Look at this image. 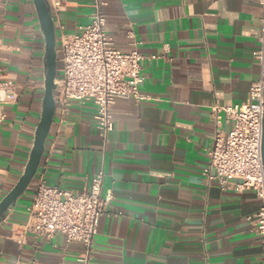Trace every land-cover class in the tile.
<instances>
[{"label": "crops", "instance_id": "obj_1", "mask_svg": "<svg viewBox=\"0 0 264 264\" xmlns=\"http://www.w3.org/2000/svg\"><path fill=\"white\" fill-rule=\"evenodd\" d=\"M95 2L112 46L144 56L145 99L116 101L106 140L94 104L74 100L63 111L55 103L38 170L0 222V264H79L83 244L60 233L35 246L26 208L38 178L77 193L98 172L102 195L111 190L113 200L89 264H264L261 200L222 192L203 175L215 130L210 107L247 103L262 78V0H63L61 12L51 9L57 45L89 22ZM0 69L17 93L0 126L1 200L24 171L41 117L45 42L33 0H0Z\"/></svg>", "mask_w": 264, "mask_h": 264}, {"label": "built area", "instance_id": "obj_2", "mask_svg": "<svg viewBox=\"0 0 264 264\" xmlns=\"http://www.w3.org/2000/svg\"><path fill=\"white\" fill-rule=\"evenodd\" d=\"M100 3L86 25L73 34L61 35L57 45L58 75L55 103L65 111L71 101L91 102L96 106L94 127L106 140L114 131L111 107L118 100L145 98L139 92L143 83L142 61L138 51L116 50L107 36ZM264 9V0H262ZM50 10H63V0H50ZM261 47L256 58L262 78L252 84L249 101L243 104H221L210 107L215 125L213 146L208 152V165L203 175L222 192L252 191L261 207L255 216L257 232L264 239V164L262 163V119L264 97V15ZM131 36V34L129 33ZM15 84L0 69V126L6 119V105L16 101ZM230 124L227 131L222 124ZM103 172H98L88 189L72 193L38 178L29 206L26 208L25 232L35 239H51L62 234L68 243L80 242L84 252L79 264H89L94 237L100 218L113 200L111 190L102 195ZM34 264V261L31 262Z\"/></svg>", "mask_w": 264, "mask_h": 264}, {"label": "water", "instance_id": "obj_3", "mask_svg": "<svg viewBox=\"0 0 264 264\" xmlns=\"http://www.w3.org/2000/svg\"><path fill=\"white\" fill-rule=\"evenodd\" d=\"M33 4L45 42V82L41 117L24 171L13 188L0 200V222L5 218L17 200L26 192L38 170L56 109L55 91L58 75L56 32L48 1L33 0ZM261 155L262 163L264 164V97Z\"/></svg>", "mask_w": 264, "mask_h": 264}]
</instances>
